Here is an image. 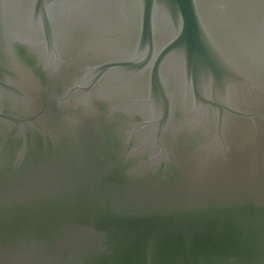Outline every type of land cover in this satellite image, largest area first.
Wrapping results in <instances>:
<instances>
[{
	"label": "water",
	"instance_id": "1",
	"mask_svg": "<svg viewBox=\"0 0 264 264\" xmlns=\"http://www.w3.org/2000/svg\"><path fill=\"white\" fill-rule=\"evenodd\" d=\"M0 264H264V0H0Z\"/></svg>",
	"mask_w": 264,
	"mask_h": 264
}]
</instances>
